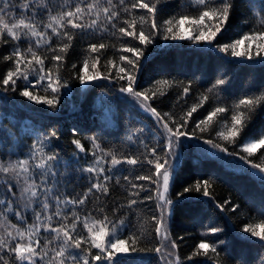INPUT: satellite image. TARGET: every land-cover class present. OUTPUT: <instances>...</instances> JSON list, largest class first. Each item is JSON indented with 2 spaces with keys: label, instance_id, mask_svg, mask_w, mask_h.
<instances>
[{
  "label": "snow or ice",
  "instance_id": "1",
  "mask_svg": "<svg viewBox=\"0 0 264 264\" xmlns=\"http://www.w3.org/2000/svg\"><path fill=\"white\" fill-rule=\"evenodd\" d=\"M166 6L167 0H0V48H9L0 61L11 62V68L0 78V91L15 92L17 81L21 80L20 96L56 109L61 90L67 87L70 79L75 78L84 85L101 79L113 80L120 84L118 91L126 94L125 99L130 98L131 103L155 117L161 136V141L149 148L142 139L145 129L131 130L126 140L136 145L138 155L120 153L116 148L105 150L95 135L87 138L90 143L87 150L80 139L71 140L75 151L64 165V180L70 182L73 178L68 174L70 170L86 174L88 182L86 191L73 197L63 192L65 185L56 167L60 154L48 148L59 139V129L54 128L38 138L26 156L7 162L0 157V264H124L121 257L145 252L157 254L163 264H182L179 245L170 236L172 210L180 198L193 190L209 196V181H197L194 188L184 187L177 192L176 201L171 198V182L179 164L178 149L189 137L202 139L204 133L214 128V118L224 114L227 115L222 121H216L222 124V130L216 132L222 143H214L211 139L205 143L264 177V163H256L253 159L264 160V152H260L264 149V130H258L251 138L244 135L254 116L264 110V89L256 92L249 89L231 104L215 106L190 128L193 114L209 100L208 95H202L198 104L174 118L167 112L162 115L152 102L166 95L164 86L181 88L177 99H183L191 90V82L181 87L177 81L161 79L144 90H138L137 85L140 57L144 56L145 47L161 35L165 41H188L201 51L215 50L242 63L264 67V0H259L258 10L253 0H247V10L253 13L256 26L223 44L215 41L236 14L237 0H189L187 5L181 2V10L162 19L158 25L157 16ZM185 7H194V14L183 11ZM136 10H145V14L137 19ZM93 34L100 41L107 35L118 36L124 41L120 64L108 61L103 65L116 69L115 74L109 71L104 75L97 69L102 50L109 45L90 42L79 72L64 79L60 68L73 41L77 36L83 38ZM127 38L138 43H131ZM22 44L28 46L22 48ZM39 50H46L47 55L41 56ZM46 61L52 67L46 68ZM76 67L72 65L73 69ZM229 83L230 78H218L208 89L209 93L218 90L217 105L224 103L220 90ZM41 90L45 95L34 94ZM72 132L75 135L77 130ZM223 144L239 150L230 152ZM139 145H143V151ZM89 155L91 161L87 159ZM81 159L87 166L75 168ZM124 165L130 167L123 169ZM121 171L128 174H116ZM143 171L150 174H136ZM114 185L124 189L125 202L110 197ZM141 193L148 194L141 197ZM146 200L156 202V213L150 216L154 226L151 230L144 227V217L137 211ZM90 203L91 208L88 207ZM229 203L225 200V205ZM238 207L234 205L232 210ZM258 211V223H244L236 231L239 238L255 239L264 247V203ZM9 216L16 223H12ZM132 216L136 217L135 221L130 218ZM222 232L218 227L209 228L210 234ZM146 244L152 246H142ZM223 247H226L223 241L209 242L202 238L192 257L203 256L211 264H217Z\"/></svg>",
  "mask_w": 264,
  "mask_h": 264
},
{
  "label": "trees",
  "instance_id": "2",
  "mask_svg": "<svg viewBox=\"0 0 264 264\" xmlns=\"http://www.w3.org/2000/svg\"><path fill=\"white\" fill-rule=\"evenodd\" d=\"M181 2L187 5L189 0H167V6L157 16L158 25L162 19H167L181 10L179 9ZM237 2L239 8L234 17L230 18L227 29L216 38L215 42L218 44L231 42L241 33L248 32L250 28L256 26L257 21L253 13L247 10V0H237ZM253 3L257 5L258 10L259 0H253ZM182 10L189 14L195 12L194 7H185ZM144 14L145 10H136L135 16L138 19ZM185 27L189 26L185 25ZM127 40L131 42V38ZM90 42H104L109 45L102 50L97 69L104 75H107L109 71L115 74L116 69L111 66L105 68L103 65L108 61L120 64L119 56L123 54L120 49L124 41L118 36L111 35L105 36L104 40L100 41L96 34H93L83 38L77 36L73 41V46L68 50L60 68L64 79L74 77L79 72ZM177 44L180 46H174ZM27 46V44L21 45L22 48ZM8 52L7 46L0 48V57L7 55ZM39 54L45 56L47 51L39 50ZM140 61V72L137 78L138 90L147 89L161 79L177 81L181 87L189 82L192 84L189 94L179 101L177 98L181 88L167 89L164 86L166 95L152 102V106L156 107L162 115L167 112L174 118H178L191 106L198 104L202 95L209 96V100L204 103L203 107L198 108L193 114L190 128L194 126V121L204 119L215 106L231 104L249 89L253 92L264 89V67L259 64L242 63L215 50L201 51L188 41H165L162 35L158 36L153 44L145 47L144 56L140 57ZM73 64L77 65L75 69L72 68ZM48 67L52 65L46 61V68ZM9 68H11V62L0 61V78ZM90 71L94 69L90 68ZM224 73H227V76ZM218 78H230L229 85H225L224 90H220V97L224 101L220 105L215 102L218 90L208 92ZM22 87L23 81L18 80L15 92L0 91V157L7 161L26 156L29 148L38 138L54 128L59 129V139L48 145V148L60 154V162L56 167L59 178L65 185L63 192L69 197L86 191L88 186L86 174L72 173L69 170L68 174L73 178L70 182L64 180L66 171L64 165L75 151L71 140L80 139L87 150L90 148L87 138L95 135L105 150L116 148L120 153L137 155L139 153L136 152V145L126 140L127 135L134 128L143 127L145 129L146 135L142 136V139L149 148L161 141L160 129L155 122V117L131 103L130 98L125 99L126 94L118 91L120 84L113 80L101 79L84 85L75 78L70 79L67 87L61 90L60 102L56 109H50L47 105L37 104L20 96L19 91ZM34 94L45 95L42 90ZM226 115L214 118V128L204 133L202 139L197 140L211 139L214 143H222L216 137V132L222 130V124L216 121H222ZM73 129L77 130L75 135H73ZM258 130H264V110L258 111L245 129L244 135L251 138ZM197 135H200L199 132ZM223 146L229 147L230 152L239 150L227 144ZM139 148L143 151V145H139ZM260 152H264V149ZM240 155L244 154L240 152ZM259 155L258 152L257 157ZM80 156L83 157L84 154L81 153ZM87 159L91 161V156L89 155ZM253 159L256 163H264L262 159L256 157ZM82 166H87L83 159L74 167L78 169ZM129 167L122 166L123 169ZM116 174L127 175L128 172L121 171ZM136 174L149 175L150 173L143 171ZM204 180L209 181V196L205 197L193 190L180 198L172 210L170 236L179 245L182 264H211V261L203 256L192 257L196 245L202 238L208 239L209 242L223 241L226 245L220 250L217 264H246V262L247 264H261V260L264 259V247L255 239L239 238L236 229L242 228L247 222H259L258 208L261 203H264V183H261L263 179L252 175L247 169L229 166L216 157L200 152L193 144H188L176 166V174L171 182V198L176 201L177 192L182 191L184 187L194 188L197 181ZM147 194L141 193V197ZM110 197L120 202L126 201V193L119 185L111 187ZM225 200H229L230 203L225 205ZM220 205L225 206L221 208ZM234 205H239L235 211L232 210ZM88 207L91 208L92 204L90 203ZM137 211L141 212L144 217V227L151 230L154 226L150 223V216L156 213V202L146 200ZM130 218L133 221L136 219L135 216ZM9 219L12 223H16L11 216ZM210 227L221 228L223 232L210 234ZM181 237L183 239H180ZM142 246L151 247L152 245ZM187 257H192V259H186ZM121 260L124 264H163L158 255L151 252L121 257Z\"/></svg>",
  "mask_w": 264,
  "mask_h": 264
},
{
  "label": "rangeland",
  "instance_id": "3",
  "mask_svg": "<svg viewBox=\"0 0 264 264\" xmlns=\"http://www.w3.org/2000/svg\"><path fill=\"white\" fill-rule=\"evenodd\" d=\"M193 144L198 148V150L204 154L213 156L221 160L223 163L228 164L229 166H233L235 168L240 169H246L245 166L240 162L238 159H235L233 157L227 156L225 153H221L218 149H213L211 145L205 143V141L197 140L192 137H189L187 140L184 141L181 148L178 149L179 152V160L181 159V156L183 154V151L187 145ZM5 162H7L5 160ZM252 175L261 178L264 180V177H262L255 169H247ZM30 211V210H29Z\"/></svg>",
  "mask_w": 264,
  "mask_h": 264
}]
</instances>
